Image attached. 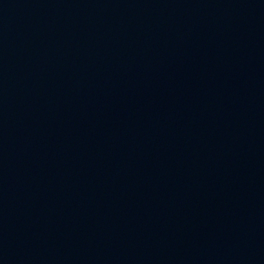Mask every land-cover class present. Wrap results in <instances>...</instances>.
I'll return each mask as SVG.
<instances>
[{"label": "water", "instance_id": "water-1", "mask_svg": "<svg viewBox=\"0 0 264 264\" xmlns=\"http://www.w3.org/2000/svg\"><path fill=\"white\" fill-rule=\"evenodd\" d=\"M0 264H264V0H0Z\"/></svg>", "mask_w": 264, "mask_h": 264}]
</instances>
